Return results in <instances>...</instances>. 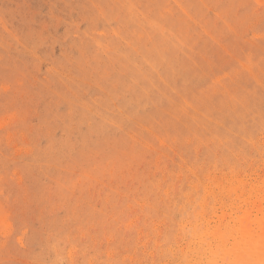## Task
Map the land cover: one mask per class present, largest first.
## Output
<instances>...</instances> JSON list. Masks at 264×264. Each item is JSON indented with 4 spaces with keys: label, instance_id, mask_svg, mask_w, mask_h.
<instances>
[{
    "label": "rangeland",
    "instance_id": "rangeland-1",
    "mask_svg": "<svg viewBox=\"0 0 264 264\" xmlns=\"http://www.w3.org/2000/svg\"><path fill=\"white\" fill-rule=\"evenodd\" d=\"M263 253L264 0H0V264Z\"/></svg>",
    "mask_w": 264,
    "mask_h": 264
},
{
    "label": "bare ground",
    "instance_id": "bare-ground-1",
    "mask_svg": "<svg viewBox=\"0 0 264 264\" xmlns=\"http://www.w3.org/2000/svg\"><path fill=\"white\" fill-rule=\"evenodd\" d=\"M210 248H211V247H210ZM210 250H211V249H210ZM258 254H259V253H258ZM263 254H264V253H263ZM243 255H244V254H243ZM254 255H255V254H254ZM254 255H253V256H254ZM245 256H246V255H245ZM245 256H243V258H244ZM251 256H252V255H251ZM260 256L263 257V255H261V254H260ZM256 258H258V256H257ZM208 259H209V258H208ZM208 259H207V260H208ZM253 259H254V258H253ZM260 259H261V258H260ZM263 259H264V258H263ZM263 259H262V260H263ZM197 260H198V259H197ZM205 260H206V259H205ZM262 260H261V261H262ZM242 261H243V260H242ZM258 261H259V260H258ZM253 262H254V260H253ZM255 262H257V261H255ZM259 262H260V261H259ZM206 263H207V262H205V264H206ZM216 263H217V262H216ZM216 263H215V264H216ZM239 263H243V262H239ZM208 264H212V263L210 262V263H208ZM213 264H214V263H213ZM255 264H257V263H255ZM261 264H262V263H261Z\"/></svg>",
    "mask_w": 264,
    "mask_h": 264
}]
</instances>
